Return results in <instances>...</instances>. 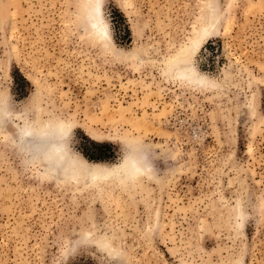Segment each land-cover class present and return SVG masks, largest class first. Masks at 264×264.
Here are the masks:
<instances>
[{
    "label": "rangeland",
    "instance_id": "rangeland-1",
    "mask_svg": "<svg viewBox=\"0 0 264 264\" xmlns=\"http://www.w3.org/2000/svg\"><path fill=\"white\" fill-rule=\"evenodd\" d=\"M0 264H264V0H0Z\"/></svg>",
    "mask_w": 264,
    "mask_h": 264
},
{
    "label": "bare ground",
    "instance_id": "bare-ground-1",
    "mask_svg": "<svg viewBox=\"0 0 264 264\" xmlns=\"http://www.w3.org/2000/svg\"><path fill=\"white\" fill-rule=\"evenodd\" d=\"M92 23H96L95 21H92ZM96 25V26H95ZM96 28H95V27ZM103 26V23L102 24H100V25H97V24H93V27L95 28V30H94V34H98V36L99 37H104V36H106L107 34V32H106V30L102 27ZM214 27H215V25H214V18L212 17L211 18V20L209 21V23H208V25H206L205 26V28H204V30H203V35L204 36H209L212 32V30L214 29ZM103 28V29H102ZM102 29V30H101ZM199 82V81H198ZM59 130V129H58ZM61 145V144H60ZM55 146H58L57 144L55 145ZM59 147H61V146H59ZM58 148V147H57ZM57 148H56V150H57ZM63 148V147H62ZM65 149V148H64ZM56 152V151H55ZM57 154H58V156L60 157L58 160V162H60L61 164H62V162L61 161H63V160H61L62 159V157H63V152L62 151H60V150H58L57 152H56ZM61 160V161H60ZM133 159H131V162H129V168H132L134 171L133 172H135V174H136V172H139V171H141V167L139 166V164H136L135 162H139V160L138 161H132ZM141 161V160H140ZM142 162V161H141ZM59 163V164H60ZM140 163V162H139ZM142 164V163H141ZM125 168V167H124ZM144 168H148V167H144ZM129 171H131L130 169H128ZM145 170V169H144ZM146 171V170H145ZM142 172H143V170H142ZM91 175V174H90ZM102 175V174H101ZM97 175L96 174H94V175H92V177H96ZM98 177V176H97ZM93 178V179H94Z\"/></svg>",
    "mask_w": 264,
    "mask_h": 264
},
{
    "label": "trees",
    "instance_id": "trees-1",
    "mask_svg": "<svg viewBox=\"0 0 264 264\" xmlns=\"http://www.w3.org/2000/svg\"><path fill=\"white\" fill-rule=\"evenodd\" d=\"M123 30H124L125 34H127V30H126L125 26L123 27ZM91 146L93 147L94 150H101L103 147V145L97 144V143H91ZM84 156L90 160L100 159L99 155H86L85 154Z\"/></svg>",
    "mask_w": 264,
    "mask_h": 264
}]
</instances>
